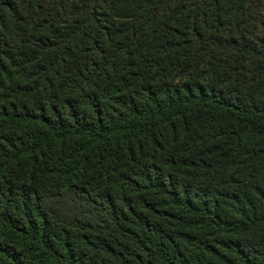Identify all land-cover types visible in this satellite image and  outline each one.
<instances>
[{"label":"trees","instance_id":"1","mask_svg":"<svg viewBox=\"0 0 264 264\" xmlns=\"http://www.w3.org/2000/svg\"><path fill=\"white\" fill-rule=\"evenodd\" d=\"M0 264H264V0H0Z\"/></svg>","mask_w":264,"mask_h":264}]
</instances>
